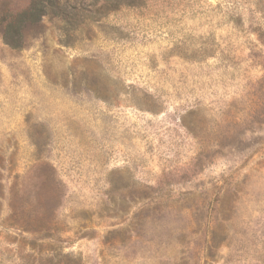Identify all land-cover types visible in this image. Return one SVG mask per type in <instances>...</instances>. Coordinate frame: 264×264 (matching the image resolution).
<instances>
[{
	"label": "rangeland",
	"instance_id": "rangeland-1",
	"mask_svg": "<svg viewBox=\"0 0 264 264\" xmlns=\"http://www.w3.org/2000/svg\"><path fill=\"white\" fill-rule=\"evenodd\" d=\"M264 264V0H0V264Z\"/></svg>",
	"mask_w": 264,
	"mask_h": 264
},
{
	"label": "trees",
	"instance_id": "trees-1",
	"mask_svg": "<svg viewBox=\"0 0 264 264\" xmlns=\"http://www.w3.org/2000/svg\"><path fill=\"white\" fill-rule=\"evenodd\" d=\"M75 262V261H74ZM74 264H77V262H75Z\"/></svg>",
	"mask_w": 264,
	"mask_h": 264
}]
</instances>
